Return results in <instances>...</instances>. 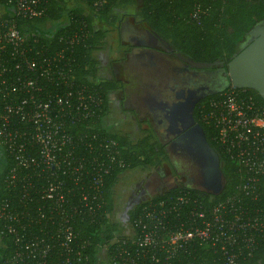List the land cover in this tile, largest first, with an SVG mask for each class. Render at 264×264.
Instances as JSON below:
<instances>
[{"label": "built area", "instance_id": "1", "mask_svg": "<svg viewBox=\"0 0 264 264\" xmlns=\"http://www.w3.org/2000/svg\"><path fill=\"white\" fill-rule=\"evenodd\" d=\"M49 1L0 0V167L10 161L2 177L10 198L0 199V264H86L91 243L77 222L101 216L105 176L125 167L116 140L70 130L91 126L102 105L99 92L75 77V46L85 33L63 32L54 47L22 35L13 19L41 17ZM85 1L97 10L107 0ZM201 120L214 127L213 138L242 169V190L255 199L264 173V107L244 89L223 90ZM190 199L142 206L112 247L104 244L100 264H198L202 247L224 264H241L264 244V222L233 199L205 208L192 198L182 210Z\"/></svg>", "mask_w": 264, "mask_h": 264}, {"label": "trees", "instance_id": "2", "mask_svg": "<svg viewBox=\"0 0 264 264\" xmlns=\"http://www.w3.org/2000/svg\"><path fill=\"white\" fill-rule=\"evenodd\" d=\"M131 0H107L95 10L85 0H50L43 16L34 19L13 17L17 27L27 38L38 37L43 43L57 46L58 35L63 32H84L85 37L75 46V77L77 82L95 88L102 97V105L98 114L92 119V125L77 124L71 127V132L90 130L99 136H106L117 141L120 157L125 162L122 169H114L105 176L103 185L102 213L94 220L77 222V230L82 236L89 238V260L86 264H100L99 254L106 244L112 247L111 241L116 233L132 224L142 206L156 202L168 196L184 195L190 200L182 205V210L189 209L196 198L205 208L215 203L233 199L238 206L248 210L250 215H257L264 222V173L259 176L257 197L242 190V169L229 157L223 147L213 138L215 129L201 120V111L206 107L209 99L216 97L223 90H240L229 86L226 89L209 94L201 98L193 110L194 120L202 127L209 145L217 152L221 161V171L224 176L222 190L215 195L206 194L196 188L187 187L182 191L174 190L151 197L133 206L128 211L126 225L118 220H112L113 187L118 177L126 170L141 168L152 169L162 160L167 159L163 147L152 134L141 135L131 139L126 134H120L109 129L103 123L107 111V95L104 83L95 77L94 54L105 48L106 33L114 21L116 8H121ZM194 10H198L196 18L192 17ZM7 16L6 14L4 17ZM135 18L143 27L156 35L171 49L185 55L196 62H220L226 69V62L236 50L238 44L245 38L250 27L264 19V0H140L135 11ZM50 24L47 27L46 24ZM245 92L264 107V102L253 89ZM86 150L88 147L86 146ZM8 163L6 164L8 166ZM0 167V199L10 198V191L2 184V177L7 166ZM2 166V165H0ZM122 227H119V226ZM198 264H224L219 254H213L208 247L199 248ZM0 253L2 249L0 248ZM241 264H264V244L260 241Z\"/></svg>", "mask_w": 264, "mask_h": 264}, {"label": "flooded vegetation", "instance_id": "3", "mask_svg": "<svg viewBox=\"0 0 264 264\" xmlns=\"http://www.w3.org/2000/svg\"><path fill=\"white\" fill-rule=\"evenodd\" d=\"M139 1L131 0L116 8L114 21L106 33L105 48L94 54L95 77L103 81L107 95L104 125L130 138L135 133H150L165 152L176 135L167 118L170 106L183 100L187 90L194 91L199 101L230 85L220 62L196 67L194 64L198 62L174 51L146 30L135 18ZM245 43L243 39L236 50ZM176 167L167 158L149 169V178L135 184L119 215L115 216L113 211L114 217L126 225L127 213L133 206L158 194L187 188Z\"/></svg>", "mask_w": 264, "mask_h": 264}, {"label": "water", "instance_id": "4", "mask_svg": "<svg viewBox=\"0 0 264 264\" xmlns=\"http://www.w3.org/2000/svg\"><path fill=\"white\" fill-rule=\"evenodd\" d=\"M246 43L226 62L229 85L236 89H253L264 102V19L247 31ZM207 67L210 63H195ZM183 100L168 111L170 129L176 135L165 147L167 158L177 165L181 180L203 193L218 194L224 185L221 161L207 142L202 127L194 120L193 110L199 96L187 90Z\"/></svg>", "mask_w": 264, "mask_h": 264}, {"label": "rangeland", "instance_id": "5", "mask_svg": "<svg viewBox=\"0 0 264 264\" xmlns=\"http://www.w3.org/2000/svg\"><path fill=\"white\" fill-rule=\"evenodd\" d=\"M111 38H109L108 42L110 43ZM112 130V129H111ZM117 132V131H116ZM120 133V132H118ZM122 134V133H120ZM141 136L139 133H135L131 138H137ZM149 170L148 169H141V168H134L130 170L124 171L119 177L117 182L113 187V208L115 216L119 215L121 212V205L126 200V198L130 195L132 190L135 188V184L137 182H145L149 178ZM112 220H117L116 217L112 214ZM119 227H122L121 225Z\"/></svg>", "mask_w": 264, "mask_h": 264}]
</instances>
